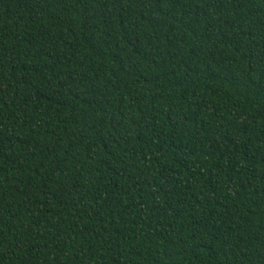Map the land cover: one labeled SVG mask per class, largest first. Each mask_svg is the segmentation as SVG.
Here are the masks:
<instances>
[{
  "label": "trees",
  "instance_id": "obj_1",
  "mask_svg": "<svg viewBox=\"0 0 264 264\" xmlns=\"http://www.w3.org/2000/svg\"><path fill=\"white\" fill-rule=\"evenodd\" d=\"M0 264H264V0H0Z\"/></svg>",
  "mask_w": 264,
  "mask_h": 264
}]
</instances>
